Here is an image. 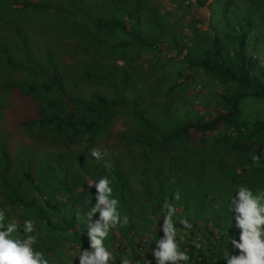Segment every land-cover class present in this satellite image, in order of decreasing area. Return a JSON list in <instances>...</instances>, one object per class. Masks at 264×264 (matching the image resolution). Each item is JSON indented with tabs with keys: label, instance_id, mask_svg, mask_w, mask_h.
Wrapping results in <instances>:
<instances>
[{
	"label": "trees",
	"instance_id": "obj_1",
	"mask_svg": "<svg viewBox=\"0 0 264 264\" xmlns=\"http://www.w3.org/2000/svg\"><path fill=\"white\" fill-rule=\"evenodd\" d=\"M208 2L0 0L1 18L22 19L34 29L65 34L72 31V37L81 43L78 52L97 51V56L115 62L107 68L99 63L86 65L85 78L111 86L115 96L109 99L93 94L85 101L66 89L52 53H47L46 69L38 62L18 61L0 44V65L10 73L25 72L31 77L6 86L34 112L22 122L24 129L47 132L66 143L80 141L90 149L98 139L109 136L110 124L119 113L129 114L135 131L122 138L141 150L139 160L144 163L124 175L113 164L115 160H110V168H100L81 154L69 161L58 156L45 171L44 167L37 169L34 160L22 153L14 173L9 174L11 161L0 138V193L6 206L0 209L9 219L16 217L18 224L27 218L35 220L34 234L53 264L65 251V243L70 247H89L86 228L82 236L84 225L76 214L86 211L85 202L96 191L95 187L88 188V182L104 176L112 181L113 196L120 200L122 215L128 217L127 225L108 241L109 247L115 249L117 264L122 255L140 260L141 264H145L141 257L147 256L155 264L147 249L159 235L163 236V216L159 211L165 198L177 208L178 218L186 217L192 223V228L187 229L189 235L186 230L181 231L185 237L181 248L189 252L191 264H226L222 261L224 251L231 253L232 249L225 233L239 239V230L231 229L228 223L229 198L240 184L254 191L264 190V0ZM206 6L211 9V31L201 29L200 10ZM135 28L145 29L149 37H140ZM11 30L27 57V37L18 23ZM152 53L154 56L147 60ZM167 53L171 61H162ZM123 60L124 65L118 64ZM135 61H139L136 67ZM144 62L148 63L149 72L165 74L152 88V93L162 92L170 99L162 102L158 116L141 107L143 94L133 98L127 95L128 90L141 89L130 86L132 76L127 69L130 64L135 69L144 68ZM203 76L215 83L214 93L209 95L213 100L205 114H195L190 96L173 101ZM164 82L168 83L166 93L158 90ZM143 83L152 84L146 78ZM152 89L146 91L150 93ZM256 107L261 112L258 117L249 112ZM231 133L237 134V140L231 138ZM229 151L244 155L232 169L220 155ZM133 171L140 175L138 184L146 191L136 188ZM177 192L179 201L174 199ZM93 196L89 199L94 206ZM177 227L181 229L179 223ZM69 231L75 241L64 235ZM148 232L155 239H146ZM193 241L204 247H194ZM72 264H78V259H73Z\"/></svg>",
	"mask_w": 264,
	"mask_h": 264
},
{
	"label": "rangeland",
	"instance_id": "obj_2",
	"mask_svg": "<svg viewBox=\"0 0 264 264\" xmlns=\"http://www.w3.org/2000/svg\"><path fill=\"white\" fill-rule=\"evenodd\" d=\"M214 1L215 0H209L208 4H211ZM164 4H166V2H164ZM200 13L203 17V24L201 26V29L203 31H211V9L209 8V6H206L205 8H201ZM17 23L21 28L23 36L27 37L30 43V54L27 55V57H24L18 39L11 30V26ZM134 30L135 32H139L138 34L142 38L147 39L149 37L148 31H146L145 29L135 28ZM0 44L6 47L9 50L10 55L18 61L24 62L27 60L28 62H38L46 69L48 64L47 53H52L54 63L56 64L62 75L63 83L66 89L68 91H72L74 95L82 98L85 101L90 100L93 94H100L109 99H112L115 96L113 88L111 86L90 81L86 79L83 74V72L85 71V67L88 64L99 63V65H102V67L107 68V65H114L115 62L109 59H105L102 56H97V51H91L92 55L85 54L84 52H78L77 48L79 47V45H81V43H79L72 37V31L68 34H65L64 32H55L52 29H34L31 28V26L22 19L11 20L8 18L0 17ZM80 49H82V47ZM127 50L128 53L131 52V48H128ZM153 56L154 55L152 53V55L150 57H147L146 59L148 60ZM165 56L166 57L163 58L162 61H169V53H167ZM144 58L142 56L141 59L144 60ZM124 62H126V60H123L122 63L118 62V64L124 65ZM138 63L139 61L134 62L135 67ZM134 64H132L133 66H131L130 64V67L127 69L131 72L132 76L130 86H138L141 89L138 88L137 92L133 91V89L128 90L127 95L133 98L137 96V94H143V96L145 97H143V104L141 107L148 111L150 114H155L156 116H158L157 114L160 113L159 110L162 107V102H167L170 99L162 94V92H160L159 94L152 93V91L154 90L152 88L154 86L153 84L159 82L161 77H164L165 74H163V72L159 74L149 72L151 69L149 66H147V62L142 63V65L144 64V68H141L139 66L135 69ZM168 64H170V62H168ZM29 68L33 69L31 66H29ZM152 69L154 68L152 67ZM166 69L168 68L166 67ZM169 69L171 70L172 67H170ZM144 71H148V74ZM145 78L147 80V83L152 84L145 85L143 83ZM27 80H31V77L28 76L27 73H10L0 65V138L4 142V146L9 154V159L11 161L9 174L14 173V166L16 165V161L22 153L26 154L25 156L34 160V165L37 167V169H41L42 167H44L45 171L47 170L48 165L51 166L52 162H55L56 159H59L58 156L63 157V160L65 161H69L73 157L81 154L86 155L88 159H91V161L96 163L100 168L104 167L105 161L111 162L115 160L113 164L119 167L124 172V175H128L129 173H131L129 172V170L132 168L139 169L140 167L144 166V163L139 160V153L141 152V150L135 145L131 146L128 143H125L124 139L122 138L124 134L135 131V128L132 126L129 119V114L119 113L110 124L111 127L109 128V136L106 138L98 139L90 149H88L86 145L84 143H81L80 141L66 143L65 139H55L47 132H29L24 129V127L22 126V122L32 117L34 115V112L26 102L19 98L18 95L8 92L6 90V86L8 84ZM41 83V81L38 82V84ZM167 85L168 83L164 82L162 87H158V90H162L166 93L168 91ZM149 88L152 89L150 93L146 91V89ZM214 88L215 83L209 81L206 77L203 76L200 79L194 80L192 83H190V89L189 91H187L188 93H179V95L173 97V101L178 102L181 101L182 98L189 99L188 96H190L195 103V114H205L210 108V104L213 100L209 97V95H213ZM249 112L252 116L255 115L256 117H258L259 115H261V112H258L257 107L253 110L250 109ZM247 118H249L248 115ZM186 119L188 120V118ZM230 136L231 138H233V140H237L238 136L236 133H231ZM93 148L101 150L102 153L106 152V155L103 156L102 160L97 161L91 156V151ZM220 155L224 156V159L230 169H232V167H234L235 165L240 164V161L243 160L242 157L244 156L237 151H229L227 153L220 152ZM73 166L75 169L77 168L76 164ZM132 173L136 174V188H138L140 191H146L143 186L140 187L138 184L140 175L135 171H133ZM94 194H96L95 190L88 197V201H90V197ZM132 196L134 195L132 194ZM59 197L60 195L57 196V198ZM138 197L140 199L143 198V196ZM3 204V198L0 193V208L6 207ZM13 219L18 222L16 217H14ZM179 227L181 229L183 228L182 225H179ZM189 232V230H186L185 234L189 235ZM132 237H134V235ZM114 240L115 238L113 239V241ZM117 244H119V242Z\"/></svg>",
	"mask_w": 264,
	"mask_h": 264
},
{
	"label": "clouds",
	"instance_id": "obj_3",
	"mask_svg": "<svg viewBox=\"0 0 264 264\" xmlns=\"http://www.w3.org/2000/svg\"><path fill=\"white\" fill-rule=\"evenodd\" d=\"M106 152L93 148L91 156L97 161L102 160ZM257 158V163H258ZM104 167L110 168L105 161ZM112 181L108 176L88 182V188L95 187L96 194L92 201H86V211L77 212L76 219L86 228L89 240L88 248H81L78 244L70 247L64 244L65 251L58 258L57 264H72V260L78 264H117L115 249L109 247L110 238L128 223V217L120 211V200L113 196ZM176 201L180 200V194H174ZM223 203V202H222ZM230 215L229 226L239 230V239L225 236L231 253L224 251L222 261L226 264H264V190L254 191L251 187L240 184L236 186L235 195L229 198L226 204ZM163 216L162 232L158 239L148 232L146 239L151 237L155 243L147 249L151 253L155 264H191L192 257L189 252L181 248L184 235L182 230L192 228V223L186 217H177V208L169 199L165 198L159 211ZM98 219L95 218L97 217ZM182 225L178 229L177 224ZM36 231L35 220L27 218L22 223L9 219L5 211L0 209V264H53L50 254L41 250ZM66 237L75 241L72 232L64 233ZM151 243V240H149ZM155 245L153 248L152 246ZM193 246L203 248L204 245L193 241ZM223 251V250H221ZM145 264H153L146 257ZM119 264H141L140 260L133 261L126 255L119 257Z\"/></svg>",
	"mask_w": 264,
	"mask_h": 264
}]
</instances>
